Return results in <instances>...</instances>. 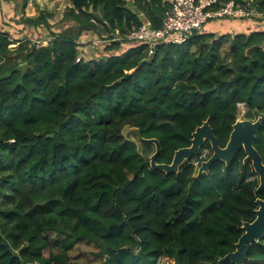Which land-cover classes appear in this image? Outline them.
Masks as SVG:
<instances>
[{"label": "trees", "instance_id": "obj_1", "mask_svg": "<svg viewBox=\"0 0 264 264\" xmlns=\"http://www.w3.org/2000/svg\"><path fill=\"white\" fill-rule=\"evenodd\" d=\"M234 1L264 12V0ZM128 2L70 0L73 24L39 46L0 30V264H70L85 241L102 264H218L256 218L264 190L244 149L209 173L191 160L167 174L151 167L155 144L123 129L159 139L158 162L171 163L208 118L226 146L243 103L245 118L262 116L254 145L264 158V29L113 55L126 41H108L93 46L101 59L81 56L90 33L107 41L145 19L160 27L170 7ZM27 22L51 28L45 15ZM242 264H264V233Z\"/></svg>", "mask_w": 264, "mask_h": 264}, {"label": "water", "instance_id": "obj_2", "mask_svg": "<svg viewBox=\"0 0 264 264\" xmlns=\"http://www.w3.org/2000/svg\"><path fill=\"white\" fill-rule=\"evenodd\" d=\"M262 116L258 119H237L233 124V129L229 136L225 147L219 143L218 137L215 135L213 127L210 125L208 118L202 125L198 126L192 134L191 145L182 147L176 150L171 163H160L158 157L162 151V146L157 138H144L141 135L140 129L135 126L127 125L123 129V134L130 140H141L146 143H154L156 146L155 152L151 155L150 164L154 169L164 170L167 174L180 171L181 166L193 160L201 151V148L206 143L210 142L212 155L207 160L202 161L198 168V175L209 173L211 166L218 160H221L226 165H229L236 157L237 153L244 149L246 156L244 162L251 161L255 172L258 174L260 183L257 191L264 190V158L255 147L254 142L257 138V126L261 123ZM256 203L258 208L255 210L256 218L252 222H244L242 229L244 233L236 243V250L228 253L218 261V264L231 259L237 264L247 258L248 251L253 243L258 241L259 237L264 233V199L257 198Z\"/></svg>", "mask_w": 264, "mask_h": 264}, {"label": "rangeland", "instance_id": "obj_3", "mask_svg": "<svg viewBox=\"0 0 264 264\" xmlns=\"http://www.w3.org/2000/svg\"><path fill=\"white\" fill-rule=\"evenodd\" d=\"M168 1L171 2L172 0ZM128 5L130 8L135 9L133 0H129ZM70 6V0H0V30L8 32L9 38L17 42H19V40H21L20 42L32 40L37 45L44 43H40V41L47 38L48 40L52 39L54 33L65 30L68 24H73L72 20L70 21V18L67 16ZM9 9L12 11L9 12ZM42 15L47 17L51 28L47 25V27L45 26L38 29L27 22V18H38ZM209 23H207L205 27H207ZM203 31L204 29L202 32ZM222 31L228 34L230 38L233 37L232 33L234 30H231L230 34L225 32L228 30L222 27L207 28V32H221L220 34H222ZM98 36L103 38V35L101 36L98 34ZM216 36L219 35L216 34ZM99 37L90 33V36L82 41L80 45L82 48L80 50L81 56L85 59H101V56L105 53V48L88 46L89 40ZM14 46L17 45H11V47ZM240 108L238 118L244 119L247 110L244 105H240ZM98 252L93 242H81L77 244L70 253V264H102V258L98 255Z\"/></svg>", "mask_w": 264, "mask_h": 264}, {"label": "built area", "instance_id": "obj_4", "mask_svg": "<svg viewBox=\"0 0 264 264\" xmlns=\"http://www.w3.org/2000/svg\"><path fill=\"white\" fill-rule=\"evenodd\" d=\"M263 15L264 12L251 6L250 3L240 4L234 0L225 3H221L220 0H172L160 27H155L151 20L145 19L139 28L129 31L125 36H118L107 41L93 38L89 40V43L92 44L91 46H97L102 42L122 40L127 43L147 42L149 44L182 45L187 43L194 34L202 32L210 21L227 18L248 20ZM48 41L47 39L40 41V43L47 44ZM240 105L244 104L240 103ZM208 154L209 148L206 147L196 155L193 163L197 168Z\"/></svg>", "mask_w": 264, "mask_h": 264}, {"label": "crops", "instance_id": "obj_5", "mask_svg": "<svg viewBox=\"0 0 264 264\" xmlns=\"http://www.w3.org/2000/svg\"><path fill=\"white\" fill-rule=\"evenodd\" d=\"M11 11L12 10L9 9V12H11ZM208 27H210V28L222 27V28H225V30H228L225 32L230 33V34H231L230 31L234 30L232 33V36H234V34H237L240 32H254L257 30L264 29V15L259 16L258 18L248 19V20H244V19L238 20V19H231V18L215 20V21L210 22L208 24V26L204 28L203 32H207ZM213 33H215L217 35H221L220 34L221 32L220 33L213 32ZM222 34H226V33H224V31H222ZM47 39H44L43 41H46ZM123 43H125V45H122L121 48H119L118 50H113L111 54L113 55V54L123 53L127 49L134 46V44H132V43H127V42H123ZM91 45H92L91 43H88L89 47H93Z\"/></svg>", "mask_w": 264, "mask_h": 264}, {"label": "flooded vegetation", "instance_id": "obj_6", "mask_svg": "<svg viewBox=\"0 0 264 264\" xmlns=\"http://www.w3.org/2000/svg\"><path fill=\"white\" fill-rule=\"evenodd\" d=\"M225 146V145H224ZM223 146V147H224ZM211 155H212V150L209 148V154H208V156L204 159V160H202V161H205V160H207L209 157H211Z\"/></svg>", "mask_w": 264, "mask_h": 264}, {"label": "clouds", "instance_id": "obj_7", "mask_svg": "<svg viewBox=\"0 0 264 264\" xmlns=\"http://www.w3.org/2000/svg\"><path fill=\"white\" fill-rule=\"evenodd\" d=\"M47 44H48V43H47ZM16 45H17V44H16ZM201 150H202V149H201ZM198 168H199V167H198ZM198 168H197V169H198Z\"/></svg>", "mask_w": 264, "mask_h": 264}]
</instances>
